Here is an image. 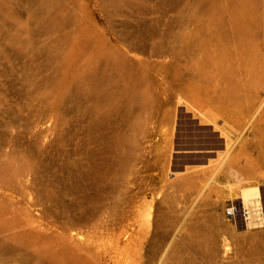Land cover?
Here are the masks:
<instances>
[{
  "label": "rangeland",
  "instance_id": "obj_1",
  "mask_svg": "<svg viewBox=\"0 0 264 264\" xmlns=\"http://www.w3.org/2000/svg\"><path fill=\"white\" fill-rule=\"evenodd\" d=\"M0 264H264V0H0Z\"/></svg>",
  "mask_w": 264,
  "mask_h": 264
},
{
  "label": "bare ground",
  "instance_id": "obj_2",
  "mask_svg": "<svg viewBox=\"0 0 264 264\" xmlns=\"http://www.w3.org/2000/svg\"><path fill=\"white\" fill-rule=\"evenodd\" d=\"M238 191L239 192L237 193V196L234 199L246 210V213L248 214V217L246 219V224H240V226H242V228L246 229V231L254 230L256 228L254 225L259 224L257 222H260V221H257L259 214L253 213L254 208L252 209V207L257 206L256 198H258L259 190H258L257 186L245 185V186H242L241 188H239ZM247 206L249 209L247 208ZM259 220H260V218H259ZM228 230L231 233L236 232L235 229H233V228H228Z\"/></svg>",
  "mask_w": 264,
  "mask_h": 264
},
{
  "label": "built area",
  "instance_id": "obj_3",
  "mask_svg": "<svg viewBox=\"0 0 264 264\" xmlns=\"http://www.w3.org/2000/svg\"><path fill=\"white\" fill-rule=\"evenodd\" d=\"M224 217L227 221L234 224H246L248 214L237 201H232L225 207Z\"/></svg>",
  "mask_w": 264,
  "mask_h": 264
}]
</instances>
